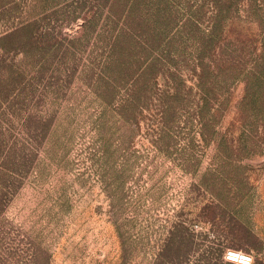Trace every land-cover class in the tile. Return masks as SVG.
<instances>
[{"label": "rangeland", "instance_id": "374dc122", "mask_svg": "<svg viewBox=\"0 0 264 264\" xmlns=\"http://www.w3.org/2000/svg\"><path fill=\"white\" fill-rule=\"evenodd\" d=\"M264 264V0H0V264Z\"/></svg>", "mask_w": 264, "mask_h": 264}, {"label": "built area", "instance_id": "2783aa9c", "mask_svg": "<svg viewBox=\"0 0 264 264\" xmlns=\"http://www.w3.org/2000/svg\"><path fill=\"white\" fill-rule=\"evenodd\" d=\"M225 259L236 264H253V257L251 255L236 251H229L227 255H225Z\"/></svg>", "mask_w": 264, "mask_h": 264}]
</instances>
